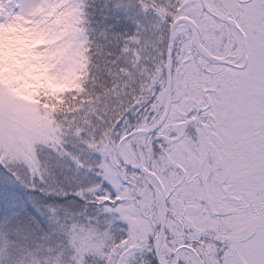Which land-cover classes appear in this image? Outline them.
I'll use <instances>...</instances> for the list:
<instances>
[{
	"label": "snow or ice",
	"instance_id": "6c2138e0",
	"mask_svg": "<svg viewBox=\"0 0 264 264\" xmlns=\"http://www.w3.org/2000/svg\"><path fill=\"white\" fill-rule=\"evenodd\" d=\"M111 8L108 47L89 0H0V182L79 209L0 264H264V0Z\"/></svg>",
	"mask_w": 264,
	"mask_h": 264
},
{
	"label": "rangeland",
	"instance_id": "374dc122",
	"mask_svg": "<svg viewBox=\"0 0 264 264\" xmlns=\"http://www.w3.org/2000/svg\"><path fill=\"white\" fill-rule=\"evenodd\" d=\"M94 1L100 2V5L103 7V9L100 10L105 14L107 13L106 7L111 5L114 0ZM94 10L95 8H93L91 12L93 13ZM97 12L98 15L100 14V18L103 14H101V12L99 13V11ZM93 15L96 16L95 14ZM121 16L123 17V20H128V24L131 26L130 28H136L134 22L127 15L121 13ZM18 34V32H12L10 30L0 34V43L3 44V51L5 54L10 55L15 51V48L18 47L13 39V37ZM94 159H98V157H95ZM0 172L2 176L7 175L6 170H4L2 166H0ZM66 175L70 177L72 174L66 173ZM60 179L63 180L64 178L60 177ZM16 191L20 194L21 199L23 198L24 201H22V203L18 197L19 195L17 196L14 194ZM69 199L71 200L69 201ZM75 202H77L75 197H45L38 191H32L21 184L11 181L0 182V235L2 237L3 233H5L9 238L17 242L18 247L13 250V257L19 255L24 248L35 249L37 244L52 245L53 247H56L57 250H60L61 245L66 246V236L53 227L49 217L48 208L56 207L61 215H63L64 209L69 207H71L73 211L79 210ZM19 204L22 206L21 210L17 208ZM30 210L33 212L31 215L35 220L30 219ZM11 223L13 224L11 225ZM64 250L67 256L70 253V250L66 247ZM4 259L7 261L8 256L6 255Z\"/></svg>",
	"mask_w": 264,
	"mask_h": 264
},
{
	"label": "trees",
	"instance_id": "16d2710c",
	"mask_svg": "<svg viewBox=\"0 0 264 264\" xmlns=\"http://www.w3.org/2000/svg\"><path fill=\"white\" fill-rule=\"evenodd\" d=\"M89 3L91 4L90 11H92V9L95 8V10L92 13V14L96 15V16L93 15V19H94L93 27H96L97 34L99 36L101 43H104L108 47H112L113 45H116L117 41H119L120 43H123L124 37L135 33L136 28H130L131 26H130V24H128V20H123L121 13H118L115 10H113L111 8V5H108V7H106L107 13L103 14L100 10V9H103V7L100 5V2H96L94 0H89ZM97 11H99V13L101 12V14H103L102 16H100V18H99L100 14L98 15ZM105 30H107V32L109 34L107 40H105L102 35H99L100 33H103ZM0 176H2L1 172H0ZM17 192L18 191H16L14 194L17 196L19 195L18 197L22 203V201H24V200H23V198L21 199L20 194H18ZM70 200L71 199H69V201ZM75 204H77V202H75ZM17 208H19L21 210L22 206L19 204V206ZM28 208H29V206H28ZM89 211L91 212V211H98V210L89 209ZM30 212H31V210H30ZM31 214H33V212L29 213L30 219L35 220ZM13 223H11V225ZM9 226H10V223H9ZM3 236L5 237V236H7V234L3 233ZM3 236L1 237V235H0V240L3 239Z\"/></svg>",
	"mask_w": 264,
	"mask_h": 264
}]
</instances>
